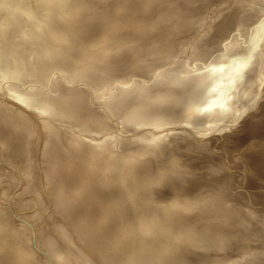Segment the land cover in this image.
<instances>
[{"label": "rangeland", "instance_id": "1", "mask_svg": "<svg viewBox=\"0 0 264 264\" xmlns=\"http://www.w3.org/2000/svg\"><path fill=\"white\" fill-rule=\"evenodd\" d=\"M25 1L21 0L18 3L19 4L18 8L21 7L20 10L25 9V4H26ZM149 1L152 2V4L145 6V4H147ZM244 1L243 0H225V1L222 0V3H221V1L218 2V0H124L123 1L124 4L122 3L124 5V6L122 5L123 8L115 10L114 7H116V5L118 4L117 0H107L106 2H104L103 5H101L96 10V12H99L101 15H109L110 13H118L121 16V20L124 21V22H122L123 24H125V23L128 24L127 22H129L128 25L125 24V26H127V28H126L127 30L124 29L125 27L124 28L119 27V29L117 28L114 30V33H118V36L120 38V40L115 39V41H113L114 38L109 39L107 33L105 34L102 30H100V27H99L100 24L98 23V20L96 18L94 20H92V17L90 15L86 16L87 12H85V11H81L82 13L76 19L75 18L73 19V17L72 18L69 17V18L65 19V21H67V25H66L64 20L62 22H58V21L54 20V23H51V24H50L51 20L47 21L48 24L45 22V24H44L45 27L42 30V29H38V25H36L38 22V19H39L38 17L35 18L36 20H34V22H29L27 19H22L21 14H19V11H17V12L12 11L11 12L10 10L5 9L6 7L12 5V4H10V2H7L6 4H4L5 7L0 8L1 9L0 15L2 14L0 16V18H3L4 16H6V13H8V15L10 16L9 20H8V22L9 21L10 22H9V24L7 23L9 26V27L7 26V29L9 32L7 35H5V36L3 35L1 37V41L5 42V43L6 42L11 43V44H9V46H11V47H14V45H17V44L19 45L21 43H25L26 42V40L24 39V36H25L24 30L25 29H21V26L22 27L25 26V28L28 29V31L26 32V35L28 37H30V40H32V41H30V40L27 41V42H29L28 43L29 48L35 46L36 44L38 45V43L40 44V42H42L41 39L44 41V45L45 44L48 45L51 43V42L49 43V41H52L51 38L54 37L53 40H55V41H53V43L55 42L57 48L58 47L61 48L63 50V52H66V54H68V56L72 55L73 57H75L77 59L76 60L77 64L79 66L83 65V66H81L82 68L91 67L90 63L91 64L100 63L102 65H106L105 63L110 62V63H112L113 69H114V70L112 69L110 71V76L112 79L111 81L115 80V78H116L115 82L113 81V83H117V81L124 79V77H127V78H125L126 80L127 79H130V80L139 79V78H141V75H142V77L145 78L143 82L145 84H149V83H152L155 81L154 80L155 76H157L156 73L160 72L159 70L162 71L165 69H172V68L173 69L184 68L183 67V66H185L184 61L187 59V58L184 59L185 57H188V59L192 60V62H194V63H198V62H200V59H204L205 57L211 58V57H213V55L218 53L219 48L223 45V43L225 41H228L229 38L234 37V35L236 34V30H237V22L236 21H238V22L241 21V23L244 22L243 24H245L247 21L246 24H249L250 20H252V18H253L252 13H250V14L248 13L249 16H251V17H247L248 14L246 15V12L250 8L254 7L256 4L251 3L249 6H247L248 8H246ZM234 2H235V4H234ZM228 5H229V8L227 7ZM222 6H223V8H225L224 11H223V9H221ZM231 6H232V8L235 6L234 7L235 9L233 10L231 8ZM226 7L228 9H226ZM236 8H237V10H236ZM242 8L247 9L246 11H244L245 15H246L244 17L240 16V13L244 10ZM219 10H221V11L219 12ZM3 11L4 12L8 11V12L4 13ZM84 15H85V17H84ZM158 15H160L159 17L164 15V16H162L164 19L161 17L163 20H161V18L157 20L158 17H156V16H158ZM232 15H233V17L236 15V17H234L235 20L232 19L233 21H231V23H229L226 27L222 28V26H223L222 24L225 23V20H228ZM130 16H132L131 19L134 18L133 20H135L137 22L134 21V23L130 24L131 22H133V20L130 19ZM227 16H229V17H227ZM151 17H153V18H151ZM241 18L243 20H241ZM80 19H82L81 20L82 25L80 23ZM86 19L87 20L90 19V21H86ZM147 19H149V20H147ZM151 19H152V21H150ZM154 19L156 20V22L153 21ZM165 19H167L168 22ZM72 21H74L76 24ZM141 21H142V23H141ZM145 21H146V23H145ZM70 22H72L73 24L72 23L70 24ZM85 22H86V24H85ZM114 22H118V20L116 19V21H114ZM147 22H149V23H147ZM59 23L61 24V27L59 26L60 28H58ZM93 23L94 24L96 23V24L94 25ZM162 23H163V25H161ZM219 23L221 25H219ZM149 24H150V26H149ZM54 25H55L56 30L54 29ZM72 25H74L75 28H72L73 27ZM75 25H77L78 31L80 29V32L82 30H83V32H81V33L79 32L80 33L79 34L77 31L75 33V30L77 28ZM208 25H210V26H208ZM66 26H68L69 30L66 28ZM161 26H163V27H161ZM89 27H91L90 29H92V30L89 31L87 29ZM207 27H209V29ZM70 28H72V29H70ZM133 28H135L136 30H133ZM181 28H183V29H181ZM32 29L33 30L37 29L39 31L36 30V33L34 35L35 31H33ZM57 29H59V30H57ZM63 29H64V31H63ZM96 29H97V31H96ZM98 29H99V31H98ZM177 29H178V31H177ZM41 30L43 31V33ZM61 30H62V32H61ZM71 30L72 31L74 30L73 31L74 33ZM143 30H145L144 33L142 32ZM31 31L33 32V36L31 34L32 33ZM44 31H46V33ZM48 31H49V33H48ZM55 31L57 34H58V32H61V36L59 37V35H57L55 33ZM51 32H53V34H51ZM64 32H66L67 34H65ZM89 32L90 33L92 32V33L89 34ZM94 32H95V34H94ZM40 33L44 34L45 37L48 36L47 39H49V40L46 41L47 39L42 38L43 35ZM72 33H73V35L74 34L77 35V37L80 35L79 41L77 40L78 38L77 39L74 38L76 36H73ZM131 33H133V35L135 34L134 37ZM13 34L17 37H15ZM62 34H64L65 36L64 35L62 36ZM68 34L71 35L72 40L69 38L70 36H67ZM83 34H84V36H83ZM216 34L218 35V37ZM18 35H20V36H18ZM87 35H88V37H87ZM120 35H122V36H120ZM226 35H227V37H225ZM12 36H14V37H12ZM39 36H41L40 37L41 39L39 38ZM49 36L50 37L52 36V37L49 38ZM94 36L98 40H96V38H94ZM99 36H101V37L99 38ZM125 36H126V38H125ZM175 36H176V38H175ZM37 37H38V40H40V41L36 40ZM67 37L69 39H66ZM81 37L83 39H85L86 44L84 42L82 43V41H84V40L83 39L81 40ZM127 37H130L131 41L133 40V42L128 41L129 38H127ZM171 37H173V39ZM14 38H15V40H14ZM87 38H89V39H87ZM136 38L138 40H136ZM214 38H216L217 40ZM34 39L36 40V42H34ZM59 39H61V40H59ZM62 39H63V41H62ZM74 39H76V40L74 41ZM93 39H95V42L97 41L96 42L97 44L95 42H93L92 45L87 44V43H90L91 41H94ZM122 39L123 40L127 39L126 41L133 44L136 48H134L133 50L132 49L126 50L125 48H127V46L124 45V43H126V41L124 42ZM166 39H168V40H166ZM56 40H59L60 42L58 41V43H56L57 42ZM69 40L72 41V44L77 45V46L75 45L76 50L73 48L74 45H72ZM203 40H205V41H203ZM37 41H38V43H37ZM64 41H65V44L62 43ZM200 41H202V42H200ZM77 42H81L82 45L80 43H77ZM103 42L105 43L106 46H108L105 48L106 49L109 48V52L111 50L110 47L115 46V45L118 46L119 43H120V45H123L125 47H123V46L121 48L118 47V49L116 47H114V48L112 47V50H114V51H111L110 55L109 54L106 55L107 51L105 52V48L101 47L104 45V44L101 45ZM109 42H114V43L117 42V43L116 44L112 43L113 45L111 46V43H109ZM161 42L163 44L162 46H161ZM173 42H175V43H173ZM182 42L184 43L183 45H182ZM159 43H160V45H159ZM41 44L43 45V42ZM55 44L51 43V45H55ZM61 44L65 48L62 47ZM78 44H80V46ZM179 44H180V46H179ZM68 45H69V48H67ZM70 45H72L73 47ZM83 45L85 47L87 46V48H88V46H90L93 49L95 48V50H93L91 48L87 49L84 47L85 49L88 50L87 51V50L83 49ZM146 45H148V46H146ZM151 45H153V46H151ZM169 45H170V47H169ZM172 45H173V47H172ZM199 45H200V47H198ZM78 46L81 49H77ZM98 46L100 48H98ZM142 46L145 48H143ZM158 46H159V48H156ZM139 48H141V49H139ZM169 48H172V49H169ZM196 48H197V50H196ZM67 49H68V51H67ZM90 49L93 50L94 52L96 51L95 56L93 54L94 52L91 51ZM101 49L103 50V54H105L104 56L106 58H104L103 54L100 52V51H102ZM77 50H79V51H77ZM167 50H169V51H167ZM170 50H172V51H170ZM183 50H185V51H183ZM90 51L93 52L92 53L93 55L91 54ZM118 51H120L121 53ZM116 52L120 53V54H118L119 56L116 55L117 54ZM85 53H87V55ZM114 53H115V55H114ZM76 54H77V56H76ZM82 54L85 56H82ZM89 54L94 56V59L91 55L89 57ZM96 54H98V58H97L98 61L95 60ZM111 54H113L114 58L111 57L112 56ZM99 55H102L101 59H100ZM172 56H173V58H172ZM91 57H92V59H91ZM119 57H120V60H119ZM82 58H83V62H82ZM89 58L91 59V62L90 63L85 62L86 65L83 64L84 60L90 61ZM109 58H110V61H108ZM111 58H112V61H111ZM165 58H167V60ZM160 59L161 60L163 59V61H161ZM139 60H140V62H138ZM155 60H157V62ZM165 60L168 62H166ZM145 61H147V62H145ZM169 61L171 63H169ZM160 62L161 63L166 62V63L171 64V65L167 67L166 63H164L165 65L162 63L163 65L160 66L161 65ZM176 62H177V66L174 64L175 67H172L173 66L172 64L176 63ZM108 63H107V66H108ZM50 66H51V68L49 69ZM50 66L48 67V69H46L43 79H39L40 81H37V78L34 79L31 76L32 79L30 77H28L29 78L28 82H25L26 84H23L22 87H20V85H21L20 80H19V82H20L19 83V82H17V79H15V78L11 79V81H10V79H8L7 82H10L12 84H14V82H16L17 84H14V85H16L17 88L20 87L21 89H24V87H26L28 84H29L28 86L35 84L34 85L35 89H37L39 87L38 89H40V91H42V92L44 89L48 90V87H50L49 89L51 90V92L54 91L53 93H50L49 90H48L49 92L48 91H44V92H46L48 94L50 93L51 95L50 94L49 95L52 97H55V96H53L55 94H56V97L59 96L60 92L67 90V89H72L74 87L75 88L76 87L77 88L83 87L81 90H79L80 92L83 93L81 98H79V100L77 102V103H80L79 106H81L82 103H84L83 105H85V106L83 107V105H82L83 109H85V108L87 109L89 106L88 109L93 108L95 110L96 109L100 110L99 107L100 108L102 107L101 104H99V103L95 104V102L100 100L99 96H101L100 92H102V91H100V89H97L98 88L97 84L95 85L94 81L89 82L86 79L84 80V78L82 79V77L81 78L79 77L78 78L79 80H76V78H75L74 79L75 81L71 80V79L67 80L68 77H64V75L63 76L61 75V77H60V74L62 72L60 73L59 71H61V69L58 71L59 68L56 69L57 68L56 66H54V65H50ZM138 67H140L141 70ZM157 68H160V69L156 70ZM51 69H52V71H51ZM125 69L129 74L131 73V75L127 74V72L124 71ZM49 70L51 73L49 72ZM53 71L56 72V75L58 73L59 76L58 75L52 76L55 74ZM114 72H115V74H118L119 72L121 74V72H122L121 76H123L124 74H126L128 76L124 75V77H121L120 74H118L120 76V77H118V75H116V76L114 75ZM144 72H146L147 74ZM49 73H50V75H49ZM143 73L145 75H143ZM112 74L114 75V77ZM150 74H151V76H150ZM1 75L2 74H0V78H1ZM104 75H107V74H104ZM108 75H109V73H108ZM108 75H107V77H108ZM146 75H149L151 78H153V77L154 78L152 80H150L151 78L146 76ZM98 76H100L99 73H98ZM45 77H46V80H45ZM54 77L58 81H55L56 79H54ZM157 77H156V80L158 79ZM162 77H165V75H163ZM61 78L62 79L65 78L63 80V82H62ZM108 78H110V77H108ZM147 78L148 79L150 78L149 79L150 82ZM53 79H54V81H53ZM59 79L61 81H59ZM44 81L45 82L47 81V83L49 82L48 83L49 86ZM73 81L75 84L76 83L77 84L75 85L73 83ZM263 81H264V77H263ZM263 81H261V86H260L261 88L258 87L257 90H255V89H253L251 91L250 90L249 91L244 90V91H246V93H244L243 89L241 91H239L237 93L238 98L235 99V101L233 102V105L235 106V108L233 109L234 111L231 112L232 114H229L230 116H228V119H226V117H225L224 120L220 122V124L218 123L219 125H217V124H216L217 126L216 125H214V126L209 125V128L211 130L214 129L212 132L210 130L208 134L206 133L204 136L195 138L194 142H193V138L190 137L191 135L189 136L191 139L189 137H187V138H185V140H183L182 137H180V139L183 142L185 141V143H187V142L195 143V144L200 143V145H201L200 148L199 147H193L192 150L194 149L193 150L194 152L191 151V149H189V150L184 149L182 151H184V152L187 151L186 153H184L185 155L180 154V155H182V158H183L182 161H184V162L186 161L185 162L186 167L191 166V164L194 163L193 167L191 166L192 170L190 172V175H191V177L193 176L192 179H193V182H195V185L191 186L192 192H190L189 197L192 200H194V198L198 199V201L194 200V202H195V204L198 203V205H196V207L198 206L199 208L197 207V208H195V210L193 209L194 211L197 210V212H193L192 210H191V212L190 211L185 212L184 210L178 211V212H182V214H184V215L186 214L185 218H186V220L189 219L190 222L188 220L187 221L185 220V221L189 222V223L192 222V225L190 224V227H192L193 229L189 228L191 230H187L188 228H184L185 226L187 227V223L184 221L186 224H183V221L178 220L176 215L173 217L164 218V222L166 220H170L171 218L174 220V221H172V219L170 220L171 221L169 223V224H171L170 226L168 224L169 221L168 222L166 221V224H168L166 226V229L168 231L170 230V232H172L171 229H173V228L170 229V227L178 225L176 228H178L180 230V232L182 231L181 234H183L185 232H186L185 234H187V236H185V234H184V239L185 238L187 239L188 236H191L187 240L189 242L186 243V245H184V247L186 249L184 247L183 248L182 247H176L177 250L173 251V249H175V247H172L171 249H169L172 252H170L168 250L164 251L162 249L163 246L162 247L159 246L162 244V243H159L160 241L157 243L154 242L156 244H154V243L151 244L152 247L150 245H147V246L144 245V248L141 249L138 246V245H141V242H140V244L138 243L140 239L146 240L148 238L147 240H151V239L158 238V237L161 238V236H162L164 243L169 242L170 240H171V242L173 241L172 239H170L173 237V236L170 237L171 236L170 232L167 233L168 235L166 237L164 234H161L162 230L160 229V227H162V229H165V227L160 226L159 229L161 231L159 229H157L158 231H156L155 234H154L155 230L153 229V227L152 228L150 227L149 228L150 230L148 228L145 229L144 231H146L147 234L144 232L145 233V234L143 233L144 235H141L140 233H138V235H136L134 233L133 234L129 233L127 240L124 242L123 250L120 252L121 254H124V252L130 253V251L132 252V250L137 249V250H139V252L141 254H143L145 256H148V255L153 256V254H152L153 250L155 251L157 249L153 253L158 254L161 251H163L164 253L161 252V254L163 253V257L166 256L165 254L170 255L171 258L173 256L174 259L172 258V260H173L172 264H181V263L182 264H213V263L214 264H238V263L239 264H264V211H263L264 210V85L262 84ZM30 82H31V84H30ZM37 82L40 83V86H39V84H37ZM43 82H44V84H43ZM51 82H53V85H56V87L54 86L55 88L53 87V85L50 86ZM55 82L58 83L59 85H57ZM65 82L67 84L64 85ZM41 83L43 84L44 89L42 88ZM88 83H91V84L94 83V84L88 85ZM246 83L248 85L253 86V87H254V85L256 86L255 81H249ZM84 85H86V86H84ZM0 87H2V88H0V91H2V89L4 87L1 84H0ZM45 87H47V88H45ZM64 87H65V89H64ZM68 87H71V88H68ZM87 87H89L90 89ZM93 88H95V90H97L98 94L96 92H94L95 90ZM60 89H61V91H60ZM85 89L87 90V93H86V91L83 92V90H85ZM55 90L56 91L58 90L59 92H55ZM241 92H243L245 95ZM94 93H96V94H94ZM92 96H94L93 99H92ZM97 96H98L99 100L96 98ZM9 97L10 98H8V96H5L2 93H0V221L2 222L5 219V221H4L5 226L2 227L3 229H0V236H1L0 237V245L2 243V245L0 246V264H14L15 262L17 264H19V263L20 264H33V263L34 264L35 263L36 264H48V263L49 264H78V263L79 264H85V263L86 264H109V263L110 264H116V263H114L113 260L110 259L111 257L109 258V256H107V252L109 251V249L111 247V243L108 240L110 239L111 235L114 234V231H115V229H112V226H110V224H115V223L119 222L120 224L123 225V223L129 222L128 223L129 225L127 224V226H131V219L132 218H133L132 220L136 219L135 214L131 213L129 211L130 213L127 214V216H124V215H122V212L120 213V210L115 211V209H113L111 207L108 208V205H109L108 204V202H109L108 197H105L104 200L100 201L98 204L94 202L93 206L91 204L88 207H87L86 203H84L85 200H83V199H85V197L84 198L83 197H81V198L80 197H74L73 198L74 201L71 203V206L73 207L72 211L71 212L70 211L64 212L62 203L59 206H55V204H54V203H56V200H60L61 196L62 197L64 195L66 196V194L68 195V193H66L67 188H65L66 190H64L63 188L59 187L60 183H61L60 186H62L64 184V179H62V178L58 179L59 178L58 173L57 172L54 173L53 170H50V169H52L50 166H48V165L46 166V163H44V162L42 163V156L48 152L46 149L47 148L46 144L49 142L50 138L52 137L50 132L46 133V129L45 130L43 129V127H45V125H47V127H48L50 124V123L47 124L46 123L47 121L45 122V119H47L48 121H51L53 124H51L50 126H53L54 128L57 127L56 128L57 131L61 127V129L63 131H61V129H60V131H58L59 133H57V135L58 134L59 135L62 134V135L61 136L54 135L53 139L52 138L51 139L56 144L60 143V144H58L60 146H62V144H64V148L66 147V149H68V146H69V144H67V143H69L72 140V138H73V140H79V142H81L80 144H83L84 142L89 141V140L93 141L95 139V136L97 138V137L102 136V135L98 132H97V134H98L97 135L95 133V131L92 132V130H94V129L90 130L91 128L88 129V133H87L86 128L75 125L74 123H71V126H73V128H72L70 126V122H65L63 120L60 121L59 119L52 116L51 114L44 112L48 115V117H47V115L44 114L42 111L40 112V110L38 109L39 107H37L36 103L33 102L32 100H27L26 102L25 101L20 102L16 99L14 100L11 96H9ZM80 100H82V101L85 100V102L83 101L81 103ZM88 101H90L91 104L93 102V105L95 104L96 106L95 105H94V107H93V105L90 106L91 104ZM32 102L35 103V105ZM29 104H30V106H33V108L30 107ZM130 106H131V104H130ZM130 106H128V107H130ZM36 108L39 110V113H38V110ZM31 109H33L32 112H30ZM34 109H36V110H34ZM12 110H15V112L18 115L11 116L10 115L11 113L9 111H12ZM36 113H37V115H36ZM33 114H35V115H33ZM43 117H44V119H43ZM49 117H51V118L49 119ZM116 118H117V115H116ZM116 118L114 116V119L111 121L110 124L116 123L115 122ZM118 118H120V116H118ZM118 118H117V120H118ZM38 119L41 120V122H43L44 125L43 124L41 125V122H39ZM55 120H56V122H55ZM20 121L23 122L22 125L20 124L21 123ZM59 121H60V123H59ZM108 122H110V120ZM61 123H64L65 125H63ZM66 123L67 124L69 123V125H67ZM182 124H183V122H180V121L174 122V125H176V127L180 128V129L185 127ZM40 125L43 127H40ZM174 125H168V126H170V128H168V126L167 127L164 126V127H162L163 129L161 128L158 130L161 131L160 134H164L165 131L167 133L168 132L172 133V132H175V130L177 129V128H175V130H174L172 128V126H174ZM220 125H221V127L222 126L223 127L221 128ZM75 126H76L77 130L75 129ZM37 127H38V129H37ZM214 127L218 128L219 131L216 130V128H214ZM41 128L43 129V131ZM143 129H140L137 132L135 131V133H133V134L139 133V131L141 133L143 131ZM164 129H165V131H164ZM167 129H169V130H167ZM185 129H187V128H185ZM64 130H66V131H64ZM69 130L72 133L71 135H70ZM187 131H190V130H187ZM63 132L65 134H63ZM79 132L80 133L84 132V133L80 134ZM86 133H87V135H85ZM91 133H92V135H91ZM66 134L69 135V140H68V136H66L67 138L65 139L64 135H66ZM94 134H95V136H93ZM127 134L128 133H126L125 135L126 136H129L130 134L132 135V133H129L128 135ZM73 135H75V136H73ZM90 135H91V137H87ZM62 136L64 137L65 142L61 138ZM92 136H93V138H92ZM167 137H168L167 135H163L162 139L165 141L166 139H168ZM54 138H55V140H54ZM56 138H57V142H56ZM81 138L84 139L85 141H83V140L80 141ZM202 138H204V139H202ZM47 139H48V141H47ZM59 139L63 142H60ZM196 139L197 140L199 139V141H197ZM190 140L192 142H190ZM189 143H187V144H189ZM43 145H45V146H43ZM44 147H46V148H44ZM197 150H198V152H197ZM40 153H42V156L40 155ZM189 153H191V154H189ZM187 154H189V155L187 156ZM201 156H204L205 158H203ZM200 157L202 158V160L200 159ZM39 158H41V159H39ZM165 158L166 157H164L163 159H165ZM21 159L23 162L20 161ZM193 160H195V162H193ZM199 160L201 163H199ZM22 163H24V166ZM186 164H188V165H186ZM199 164L201 166L202 165H204V166L201 168V166ZM196 166H198L197 170H196ZM26 167H29V169ZM199 168H201V169H199ZM210 168H213L214 170H212ZM204 169H207V170H204ZM197 172H199L200 175ZM207 172H208V174H205ZM221 174H223V175H221ZM72 176H73V178L76 177L77 179L80 177V175H77V173L75 175L73 174ZM77 176H79V177H77ZM204 176H206V178H204ZM207 176H209V177H207ZM217 176L218 177L220 176V178H218ZM226 176H227V180H226ZM196 177H197V179H196ZM73 178L71 177V181L73 182L74 185H77L76 183L80 182V179L78 181V180H74ZM213 178H215V179L217 178L216 181ZM59 180H61L62 182L61 181L59 182ZM197 180L200 181V183L202 185L198 184ZM203 180H205V182ZM217 180H218V182H217ZM210 183H213V184L215 183V184L214 185L212 184V186H213L212 187L210 185ZM215 185H216V187H215ZM200 186H201V188H200ZM204 187H205V189H204ZM194 188H196V189L194 190ZM215 188H216V190H215ZM199 189H201V190H199ZM86 190H88L87 193L90 192V190L88 188L84 189L85 192H86ZM245 192H246L247 196L245 195V197H243ZM248 192H250V194ZM228 194L231 196L234 195V197L236 199L233 196L232 197L227 196ZM235 194L237 197L235 196ZM166 196L170 197L168 194H165V196H164L165 199H168ZM239 196H242V197H239ZM233 198H234V200H233ZM92 199L97 202L99 200V196L94 195V197H92ZM227 199L229 201L231 200L230 201L231 203L229 201H227ZM245 199H246V201H245ZM222 200H225L228 203V206H227V203L225 206V202H223L224 205L221 206ZM207 201L209 203H206ZM199 203L200 204L203 203L202 204L203 206L201 205L202 207H200ZM204 203H206L207 206ZM210 203L212 205H214L217 209H213L215 207L210 205ZM235 203H238V204H235ZM104 204H108V205L105 206ZM220 206L223 207L222 210L219 209V208H221ZM91 207H95V208L91 209ZM201 208H202V210H201ZM153 212H151V213L153 214ZM116 214H118V216H116ZM152 214H150L149 217L152 216ZM128 215H131L132 218L131 217L129 218ZM142 215H145V212ZM27 216H28V218H26ZM23 217H25L26 220H23L24 219ZM101 217H103V218L106 217L105 221L107 223H101V222L99 223V219ZM126 217H127V219H130V220H127ZM152 217H154V215ZM174 217H176V218H174ZM168 218H170V219H168ZM226 218H228V219H226ZM150 219H151V217H150ZM27 220H29L28 224L30 226L27 223L23 222V221H27ZM74 221L76 224L74 223ZM79 221L82 222L81 225H83L84 227L83 226L81 227L79 225L80 224ZM85 222H87V223H85ZM172 222H174L176 225H174V223L172 224ZM178 222H179V224H177ZM214 222H215V224H214ZM108 224H109V226H108ZM79 227H81V228L78 230ZM16 228H22V229L16 230ZM82 228H83V230L80 232V230ZM195 228H197V229H195ZM174 230H175V227H174ZM203 230H205V231H203ZM86 231L88 233V234H86V236L88 235L87 236L88 239L90 238L89 240L92 239L91 242L92 241L94 242V243L92 242V244H93L92 246L94 247V251L86 249L88 247L85 245V238H83V235H81V234H84V232L86 233ZM32 232H33V237H32L33 239L30 238L32 235ZM158 232L161 235L158 234ZM197 232L198 233L201 232L200 233L201 235L199 237H198V234H196ZM202 232H205V233L207 232L205 237H204L205 233H202ZM227 232H230V233H227ZM107 233H109V234H107ZM193 235H196V238ZM244 235L245 236L247 235V236L245 237ZM80 236H82V237L80 238ZM221 236L223 239V240L221 239L222 241H220ZM239 236H241V237H239ZM254 236H256V237H254ZM164 237H165V240H164ZM200 238H202L203 241ZM6 239H8L9 242ZM2 240L5 241L4 242L5 244L2 242ZM133 241H134L135 245L133 244ZM100 244L102 246L101 250L99 249L100 246H98ZM132 245H134V246H132ZM153 245L155 246L156 249L154 248ZM131 246H132V250L130 248ZM148 247L149 248L151 247V250ZM20 248H21V250H20ZM24 248H25V250H24ZM96 248H98L100 253L99 252L97 253L98 250L96 251L95 250ZM217 248H219V249L217 250ZM144 249H146V250H144ZM183 249H184V251H183ZM26 250H30L31 253L34 251L32 253V255L34 256L33 259L30 260L26 257V255L24 254ZM192 250H193V253H192ZM17 252L19 254H17ZM146 252H147V254L148 253L149 254L148 255L145 254ZM62 253H64V254L62 255ZM201 253L202 254L204 253L205 255L204 254L202 255ZM21 256H22V258H21ZM192 256L194 257V259ZM23 257H25L26 259L25 258L23 259ZM81 257L83 260L81 259ZM175 257H176V259H175ZM63 259H64V261H63ZM79 259H81V260H79ZM106 261H108V262H106ZM185 262H187V263H185Z\"/></svg>", "mask_w": 264, "mask_h": 264}, {"label": "bare ground", "instance_id": "2", "mask_svg": "<svg viewBox=\"0 0 264 264\" xmlns=\"http://www.w3.org/2000/svg\"><path fill=\"white\" fill-rule=\"evenodd\" d=\"M20 1L19 0H8V1L7 0H0V8L5 7L4 4H6L7 2H10V4H12V5L6 7L5 9L10 10L11 12L12 11H16V12L19 11V14H21L22 19H27L29 22H34V20H36L35 18L38 17L39 19L37 18L38 22L36 24V25H38V29L43 30V28L45 27L44 26L45 22L47 23V21H50V20L51 21L53 20L52 22L50 21V24H51V23H54V20H56L58 22H62L63 20L65 21V19H67L69 17L70 18L73 17V19L74 18L76 19L82 13L81 11L87 12L86 16L90 15L92 17V20H94L96 18L98 20V23L100 24V26H99L100 30H102L105 34L107 33L109 39L114 38L113 41H115V39L120 40L118 33H114L115 29H117V28L119 29V27H123V28L125 27L124 29L127 28V26H125L126 23L125 24L122 23L124 21L121 20V16L118 13H110L109 15H101L99 12H96V10L101 5H103L104 2H106L107 0H26V1L24 0L26 3L24 10H20L21 7L18 8V5H19L18 3ZM123 1L124 0H117L118 4L116 5V7H114V9L116 10V9L123 8L122 7V5L124 4ZM220 1L222 3V0H220ZM220 1L218 0V2H220ZM244 2L246 5V8H248L247 6H249L251 3L256 4L254 7L250 8L246 12V15L248 13L249 14L252 13V17H253L252 20H250L249 24H246L247 23V21H246V23H245L246 25L243 24L244 22L241 23L240 20H239L240 22L236 21L237 22L236 34L234 35V37H231L229 39L227 38L228 41H225L223 43V45L219 48L218 53L213 55V57H211V58L205 57L204 59H200V62H198V63H194V62H192V60L188 59V57H185L184 59L187 58L184 61L185 66L182 65L184 68H180V69L178 67H177L178 69L172 68V67H175V65L177 66V62L172 64L173 65L171 67L172 69H165L164 68L165 70L161 71V70H159L160 68H157L156 70L160 71V72L156 73V75L158 77L155 76V79H154L155 81L152 83H149V84H145L143 82L145 78L142 77V75H141V78H139V79L133 78L134 80H130V79L126 80L125 78H127V77H124V75L128 76V75L124 74L125 72H127L126 69L124 70L125 72L123 73L124 74L123 76H121L123 71L121 72V74H120V72L119 73L117 72L118 74H120L121 77H124L125 80L122 79V80L117 81V83H113V81L115 82L116 78H115V80L111 81L112 79L110 76V71L113 69L112 63L107 62L108 66H107V63H105V62L104 63L106 65H102L100 63L91 64L90 63L91 59H92V57L94 59L96 51L94 52L93 50H95V48L93 49L90 46H88V48L93 49V50H91V49L90 50L93 51L94 53L91 51L90 52H91V54L93 53L94 56H92L93 54L92 55L89 54V57H90V55L92 56L91 59L89 58L90 61L84 60V63H83V64H85V62H89L91 67H88V68H82L81 66H83V65L79 66L77 64V61H76L77 59L75 57H73L72 55L68 56V54H66V52H63V50L61 48H59V47L57 48L55 42L53 43V41H55V40H53L54 37H52V36H51L52 38L49 36V38H51V40H52V41H49V43L51 42L52 44H55V45H51V43H50L48 45L45 44L46 45L45 46L44 41L40 38L41 36H39V38L43 42V45L41 44L42 42H40L41 45L38 43V41H40V40H38V37H37L36 40H38L37 41L38 45L37 44L35 46L32 45L33 47L29 48V46H28L29 42H27V41L30 40V37H28L26 35V32L28 31V29H26L25 26H23V27L21 26V29H25L24 30V35H25L24 39L26 40L27 43L25 42V43H21L19 45L18 44L14 45V47H11V46H9V44H11V43H9V42L5 43V42L1 41V37L3 35L4 36L7 35L9 32L7 29V26L10 22V21L8 22L10 16L8 15V13H6L8 11H6V12L3 11L4 13H6V16H4L3 18H0V74H2L1 78H0V84L4 88L2 89V91H0V93H2L5 96H8V98H10L9 96H11L14 100L16 99L20 102L21 101L26 102L27 100H32L33 102L36 103V106L39 107L38 109L40 110V112L42 111L43 113L44 112L49 113L52 116L59 119L60 121L63 120L65 122H70V126H71V123H74L75 125L86 128L87 133H88V129L91 128L90 130L94 129V130H92V132L95 131L96 134L98 132L102 135V136H99L96 138V136L94 134L93 136H95V139L94 140L92 139L93 141L89 140V141L84 142L83 144H80L81 142H79V140H73V138H72V140L69 143H67V144H69V146H68V149H66V147L64 148V144H62V146H63L62 147V146L58 145L60 143L56 144L55 142L52 141L54 135H56V136L59 135V134L57 135V133H59L58 131H60L61 127H60V129L58 128L59 130L57 131L56 130L57 127L55 125L54 126L56 128H54L53 126H50L53 123L51 121H48L47 119H45V122L47 121L46 122L47 124L50 123L48 127H47V125H45V127H46L45 128V127L41 126L43 124V122H41V120L38 119L39 122H41L40 127H43L44 130L46 129V133L50 132V134L52 136L51 137L49 135L52 139L50 138L49 142L46 144L47 148L44 147L47 149L48 152L45 153V155H43V156H42V153H40V155L42 156V163L44 162V163H46V166L47 165L50 166L52 169H50V168L49 169L53 170L54 173L57 172L59 175L58 179H60V178L64 179V184L62 183L63 185L60 186L61 185V183H60L59 187L63 188L64 190H66L65 188H67L66 193H68V195L66 194V196L65 195L63 197L61 196L60 200H56V203H54L55 206H59L62 203L63 211L64 212H68V211L71 212L73 209V207L71 206V203L74 201L73 200L74 197H80V198L85 197V199H83V200H85L84 203H86L87 207L91 204L93 206L94 202L98 204L100 201H103L105 197H108V199H109L108 204L109 205L104 204L105 206L108 205V208L111 207V208L115 209V211L120 210V213L122 212V215H124V216H127V214H129L130 212L135 214V216H136L135 220H132L133 218L131 217V215H128L129 218L130 217L132 218L131 219V226H127V224L129 222L123 223V225L120 224L119 222H117L115 224H110V226H112V229H115V231H114V234H112L110 239L108 240L111 243V247H110L109 251L107 252V256H109V258L111 257L110 259L113 260L114 263H116V264H172L173 263L172 262L173 256L171 255L172 256V258H171L170 255L165 254L166 256L163 257V253H164L163 251H161V252H163L162 254H161V252L158 254L153 253L157 250L154 245L153 246L156 250L155 251L153 250V252H152L153 256L148 255L149 253L147 254V252L145 254H147L148 256H145V255L141 254L139 252V250H137V249L132 250V246L135 245L134 241H133L134 245H132L130 247L132 252L131 251H130V253L127 252L128 254L126 252H124V254H121L120 252L123 250L124 242L127 240L129 233H131V234L134 233L136 235H138V233H140L141 235H144L146 233V231H144L145 229H147V228L149 229L150 227L151 228L153 227V229L155 230V232H154V234H155L156 231H158L157 229H159L160 226H164L165 229H162V227H160V229L162 230L161 234H164L166 237L168 235L167 233L170 232V230L168 231L166 229V226L171 222L170 220L172 219V218L171 219L168 218L170 220H166L167 222L169 221L168 224H166V221L164 222V218H166V217H173L176 215L178 220L183 221V224L187 223V227L184 225L185 226L184 228H188L187 230L193 229L192 227H190V224L192 225V222L189 223L190 222L189 219H187L189 222H186L187 221L185 218L186 214L184 215V214H182V212H178V211L184 210L185 212L186 211L191 212V210H192L193 212H197V210L196 211H194V210H195V208L198 207V206L196 207V205H198V203L195 204L194 200L198 201V199L194 198V200H192L189 197L190 192H192L191 186L195 185V182H193V179H192L193 176L191 177V175H190V172L192 170L191 166L193 167L194 163L191 164V166L186 167L185 166L186 161L185 162L182 161L183 158H182V155H180V154H184L187 152V151H185V152L182 151L184 149L185 150L191 149V151H193L194 150V149L192 150L193 147H199L200 148L201 145H200V143L195 144V143H189V142H187V143H189V144H187V143H185V141L183 142L180 139V137H182V139L185 140V138H187L191 135L190 137L193 138V142H194L195 138L204 136L206 133L208 134L209 131L211 130L209 128V125H211V126H214L216 124L219 125L220 122L223 121L225 117H226V119H228V116H230L229 114H232L231 112L234 111L233 109L235 108V106L233 105V102L235 101V99L238 98L237 93L239 91H241L242 89H243V91L244 90H248V91L250 90L251 91L253 89L257 90L258 87L261 86V81H263V77H264V0H247V1L245 0ZM150 4H152V2L149 1L147 4H145V6L150 5ZM234 4H235V2H234ZM229 5L227 6L228 8H229ZM227 7H226V9H228ZM234 7L232 8V6H231V8L233 10L235 9ZM221 9H223V11H224L225 8H223V6H222ZM242 9H244V8H242ZM236 10H237V8H236ZM246 10L247 9H244L240 13V16H243V17L246 16L245 12H244ZM220 11L221 10H219V12ZM249 14L247 15V17H251V16H249ZM159 16L160 15L156 16V17H158L157 20L160 19L164 15H162L161 17H159ZM84 17H85V15H84ZM131 17L132 16H130V19H131ZM227 17H229V16H227ZM234 17H236V15ZM234 17L232 15L229 19L227 18L228 20H225V23L222 24L223 25L222 28L226 27L229 23H231V21L235 20ZM151 18H153V17H151ZM162 18H161V20L164 19V18L163 19ZM82 19H80V23H81ZM116 19L118 20V22H114V21H116ZM133 19L134 18H132L131 20H133ZM147 20H149V19H147ZM165 20L167 21V19H165ZM241 20H243V19L241 18ZM86 21H90V19L89 20L86 19ZM134 21L135 20H133V22H131L130 24L134 23ZM150 21H152V19ZM153 21L156 22L155 19ZM72 22H74V21H72ZM72 22H70V24ZM135 22H137V21H135ZM65 23L67 25V21H65ZM127 23L129 24V22H127ZM141 23H142V21H141ZM145 23H146V21H145ZM147 23H149V22H147ZM85 24H86V22H85ZM128 24H126V25H128ZM150 24H149V26H150ZM81 25H82V23H81ZM161 25H163V23ZM219 25H221V24L219 23ZM59 26L61 27L60 23L58 25V28H60ZM72 26H71L72 28H75L74 25H72ZM75 26L77 27V25H75ZM208 26H210V25H208ZM91 27H89L87 29L90 31V30H92V29H90ZM161 27H163V26H161ZM66 28L68 29V26H66ZM72 28H70V29H72ZM135 28H133V30H136ZM207 28L209 29V27H207ZM54 29H55V25H54ZM77 29H78V27L76 28L75 33L78 31ZM181 29H183V28H181ZM36 30L37 29L33 30V31H35L34 35L36 33ZM57 30H59V29H57ZM37 31H39V30H37ZM49 31H48V33H49ZM63 31H64V29H63ZM96 31H97V29H96ZM98 31H99V29H98ZM144 31L145 30H143L142 32L144 33ZM177 31H178V29H177ZM44 32L46 33V31H44ZM53 32H51V34H53ZM61 32H62V30H61ZM61 32H58V34H57L55 31V33L57 35H59V37L61 36ZM66 32H64V33L67 34ZM79 32H80V29H79L78 33ZM81 32H83V30ZM95 32H94V34H95ZM42 33H43V31H42ZM42 33H40V34H42ZM73 33H72V35H73ZM91 33L89 32V34H91ZM31 34L33 36V32ZM131 34L133 35V33H131ZM42 35H43L42 38H45V39L48 38V36L45 37L44 34H42ZM63 35L64 34H62V36ZM134 35H133V37H134ZM14 36H12V37H14ZM18 36H20V35H18ZM67 36H70L69 37L70 39L72 38L70 34H68ZM73 36H76L74 38H76V39L78 38L77 40L79 41L80 35L77 37V35L74 34ZM83 36H84V34H83ZM95 36H94V38H96ZM120 36H122V35H120ZM126 36H125V38H126ZM15 37H17V36H15ZM82 37H81V40L83 39ZM87 37H88V35H87ZM100 37L101 36H99V38ZM217 37H218V35H217ZM225 37H227V35ZM69 38L67 37L66 39H69ZM127 38L130 39V37H127ZM171 38L173 39V37H171ZM175 38H176V36H175ZM76 39H74V41ZM87 39H89V38H87ZM129 39H128V41L133 42V40L131 41V39L130 40ZM214 39H216V38H214ZM14 40H15V38H14ZM36 40L34 39V42H36ZM48 40L49 39H47L46 41H48ZM59 40H61V39H59ZM59 40H56L57 41L56 43H58ZM83 40L84 41H82V43L83 42L85 43V39H83ZM93 40L94 41H91V42L89 41L90 43H87V44L92 45V43L95 42V39H93ZM96 40H98V39L96 38ZM126 40L127 39H125L123 41L125 42ZM136 40H138V39L136 38ZM166 40H168V39H166ZM30 41H32V40H30ZM62 41H63V39H62ZM203 41H205V40H203ZM70 42L72 44V41H70ZM130 42L126 41V43H124V45L127 46V48H125L126 50L127 49L133 50L134 48H136ZM200 42H202V41H200ZM62 43L65 44V41ZM77 43L81 44V42H77ZM109 43H111V46H112L113 45L112 43H114V42H109ZM116 43H114V44H116ZM173 43H175V42H173ZM80 44H78V45L80 46ZM103 44L105 45L104 42L101 45H103ZM183 44L184 43L182 42V45ZM72 45H74V44H72ZM72 45H70V46H72ZM75 45H74V47L73 46L72 47L76 50L77 45L76 46ZM104 45L101 47H104V48L108 47V46H106V45L104 46ZM119 45H120V43H119ZM119 45L118 46L115 45L112 47L113 48L116 47L118 49V47L121 48L123 46V45H120V46ZM153 45H151V46H153ZM159 45H160V43H159ZM162 45L163 44L161 42V46ZM61 46H62V44H61ZM79 46L77 47V49H81ZM146 46H148V45H146ZM179 46H180V44H179ZM62 47H64V46H62ZM84 47L85 46L83 45V49L87 48V46L85 48ZM112 47H110L111 48L110 52H109V48H107V49L105 48V52L107 51L106 55L107 54L110 55L111 51H114V50H112ZM123 47H125V46H123ZM169 47H170V45H169ZM172 47H173V45H172ZM198 47H200V45ZM67 48H69V45ZM98 48H100V47L98 46ZM141 48H139V49H141ZM143 48H145V47H143ZM156 48H159V46ZM87 49H85V50H87ZM169 49H172V48H169ZM185 50H183V51H185ZM196 50H197V48H196ZM67 51H68V49H67ZM77 51H79V50H77ZM167 51H169V50H167ZM170 51H172V50H170ZM100 52L103 54V50ZM118 52H120V51H118ZM120 53H117L116 55H118ZM77 54H76V56H77ZM85 54L87 55V53H85ZM104 55L105 54H103V56ZM111 55H112L111 57L114 58L113 54H111ZM114 55H115V53H114ZM82 56H85V55L82 54ZM99 56L101 59L102 55H99ZM120 57H119V60H120ZM97 58H98V54H96L95 60H97ZM104 58H106V57L104 56ZM112 58H111V61H112ZM172 58H173V56H172ZM165 59L167 60V58H165ZM108 61H110V58ZM155 61L157 62V60H155ZM161 61H163V59ZM170 61H169V63L172 62V61L171 62ZM82 62H83V58H82ZM138 62H140V60ZM145 62H147V61H145ZM166 62H168V61H166ZM166 62H164V63H166ZM162 63L160 66H162L164 64V63L163 64ZM166 64H167V67L171 65L168 63H166ZM50 65L56 66L57 67L56 69L59 68L58 71L61 69V71H59L60 73L62 72L61 74L59 73L60 77H61V75L62 76L64 75V77H68L67 80L68 79L74 80L75 78H76V80H79L78 78L82 77V79L84 78V80L86 79L89 82L94 81L95 85L97 84V87H98L97 89H100V91H102V92H100L98 90L101 93V96H99L100 100L98 99V96H97L96 98L99 101L95 102V104L96 103L101 104L102 107L101 108L99 107L100 110H98V109L95 110L93 108L88 109L89 106L87 109L86 108L83 109L82 105L84 103H82V102L83 101L85 102V100H83V101L80 100L82 105L79 106L80 103H77V102L83 94L79 90H81L83 87H80V88L76 87L75 88L73 86L74 88L67 89V90H64L65 89V87H64V89H63L64 91L60 92L59 96L56 97V94L53 95L56 98L50 96L51 95L50 93L54 92V91L51 92V90L49 89L50 87H48V90L50 91V93H49L50 95L48 93L44 92V91H48L47 89L45 90L43 88V84L45 81L43 82V84L41 83L42 84L41 86L44 89V90L42 89L43 92L40 91V89H38L39 88L38 86H37L38 88L36 87L37 89H35V86H34L35 84L34 85L32 84L33 86L32 85L28 86L29 85L28 84L26 87H24V89L20 88V87H22L23 84H26L25 82H28V79H29L28 77L31 78V76H32L34 79L37 78V81H40L39 79H43V77L45 75V71H46V69H48V67ZM50 68H51V66L49 67V69ZM138 68L140 69V67H138ZM51 71H52V69H51ZM55 71H53L55 74L52 72L54 74L52 76L56 75ZM49 72H50V70H49ZM146 72H144V73H146ZM50 73H49V75H50ZM98 73L100 74V76H98ZM108 73H109V75H108ZM144 73H143V75H145ZM104 74H107L108 77H110V78H108L107 75H104ZM118 74H115V72H114L115 76ZM127 74H129V73L127 72ZM57 75H58V73H57ZM114 75H113V77H114ZM129 75H131V73ZM161 75L162 76L165 75V77H162ZM120 76L118 75V77H120ZM146 76L150 77L151 74H150V76L149 75H146ZM156 77L158 78L157 80H156ZM13 78L17 79V82H19V80H20V82H21V83L19 82L21 84L20 87L17 88L16 85H14V84H17L16 82H14V84L7 82L8 79H10V81H11V79H13ZM153 78H151L150 80H152ZM162 78L163 79L165 78V79L163 80ZM54 79H56V78L54 77ZM54 79H53V81H54ZM64 79H62V82ZM45 80H46V77H45ZM150 80H149V82H150ZM55 81H58V80L56 79ZM59 81H61V80L59 79ZM74 81H73V83H74ZM249 81H255L256 86L254 85V87H253L251 85H248L246 82H249ZM66 82L64 83V85L67 84ZM263 82H262V84L264 85ZM45 83H47V81ZM51 83H50V86L53 85V82H51ZM94 83H92V84L88 83V85L89 84L93 85ZM30 84H31V82H30ZM37 84H39V86H40L39 82H37ZM56 84L59 85L58 83H56ZM86 85H84V86H86ZM48 86H49V84H48ZM54 86L56 87V85H53V87ZM0 88H2V87H0ZM45 88H47V87H45ZM68 88H71V87H68ZM87 88H89V87H87ZM93 89L95 90V88H93ZM60 91H61V89H60ZM84 91H86V93H87L86 89L83 90V92ZM55 92H59V91L55 90ZM94 92L97 93V90H95ZM96 93H94V94H96ZM241 93H243V92H241ZM244 93H246V91H244ZM93 97L94 96H92V99H93ZM88 102L90 103V101H88ZM35 103H33V104L35 105ZM130 104H131V106H130ZM92 105H93V102L90 106H92ZM94 105H93V107H94ZM29 106H30V104H29ZM84 106L85 105H83V107ZM128 106H130V107H128ZM30 107L33 108V106H30ZM36 109H34V110H36ZM32 110L33 109H31L30 112H32ZM39 110H38V113H39ZM9 112L11 113L10 114L11 116L18 115L15 112V110H12ZM46 113H44V114H46ZM33 115H35V114H33ZM36 115H37V113H36ZM116 115H117V118H118V116H120V118H118V120L116 118ZM114 116L116 118V121H115L116 123L110 124L111 121L114 119ZM47 117H48V115H47ZM50 118L51 117H49V119ZM43 119H44V117H43ZM109 120H110V122H108ZM60 121H59V123H60ZM175 121L183 122L182 125H184L185 127L183 126L184 128H181V129L176 127L177 124L175 123L176 125H174ZM20 122H21L20 124L22 125L23 122L22 121H20ZM55 122H56V120H55ZM61 124L65 125L64 123H61ZM67 125H69V123ZM168 125H174L175 127L172 126V128L174 130H175V128H177L175 130V132H172V133L168 132L167 133L164 129V131H165L164 134H160L161 131H159L158 129H161L164 126L167 127ZM71 127L73 128V126H71ZM220 127H221V125H220ZM168 128H170V126H168ZM185 128H187V129H185ZM214 128H216V127H214ZM37 129H38V127H37ZM43 129H42V131H43ZM75 129H76V126H75ZM140 129H143V131L141 133L139 131V133L133 134V133H135V131L137 132ZM167 130H169V129H167ZM187 130H190V131H187ZM213 130H211V132ZM216 130H218V128H216ZM61 131H63V130L61 129ZM64 131H66V130H64ZM69 132H70V130H69ZM84 132H82V133H84ZM82 133H80V134H82ZM87 133L85 135H87ZM126 133H128V134L132 133V135L130 134L129 136H126L125 135ZM63 134H65V133L63 132ZM68 134L64 135V137L66 139L67 138L66 136H68V140H69ZM71 134L72 133L70 132V135ZM61 135H59V136H61ZM91 135H92V133H91ZM91 135L87 136V137H91ZM163 135L168 136L167 137L168 139H166L167 141L166 140L164 141L162 139ZM73 136H75V135H73ZM93 136H92V138H93ZM64 137L63 136L61 137L63 139V141L65 140ZM57 138H56V142H57ZM48 139H47V141H48ZM202 139H204V138H202ZM54 140H55V138H54ZM81 140L85 141L82 138L80 139V141ZM63 141L60 140V142H63ZM197 141H199V139ZM190 142H192V141L190 140ZM43 146H45V145H43ZM197 152H198V150H197ZM189 154H191V153H189ZM189 154H187V156ZM164 157H166L167 159L166 158H165L166 160L163 159ZM201 157L205 158L204 156H201ZM201 157H200V159L202 160ZM39 159H41V158H39ZM195 160H193V162H195ZM20 161H22V159ZM199 163H201L200 160H199ZM22 164L24 166V163H22ZM186 165H188V164H186ZM203 166L204 165H202L201 168ZM197 167L198 166H196V170H197ZM26 168L29 169V167H26ZM201 168H199V169H201ZM210 169L214 170L213 168H210ZM204 170H207V169H204ZM76 173H77V175H80V177L77 176V177H79L78 179L76 177H75L76 178L75 179L72 176L73 174L75 175ZM197 173H199V172H197ZM205 174H208V172ZM199 175H200V173H199ZM221 175H223V174H221ZM227 176H226V180H227ZM71 177L74 180H78V181L80 179V182H77L76 183L77 185H74L73 182L71 181ZM207 177H209V176H207ZM204 178H206V176H204ZM218 178H220V176ZM196 179H197V177H196ZM213 179H215V178H213ZM216 179H215V181H216ZM60 181L61 180H59V182ZM203 181L205 182V180H203ZM217 182H218V180H217ZM198 184H201L200 181H198ZM212 184L213 183H210L211 186H212ZM215 187H216V185H215ZM86 188H88L90 190L89 193H87L88 190H86V192L84 191V189H86ZM200 188H201V186H200ZM195 189L196 188H194V190ZM204 189H205V187H204ZM199 190H201V189H199ZM215 190H216V188H215ZM248 193L250 194V192H248ZM165 194H168L170 197L166 196L168 199H165L164 198ZM236 194H235V196H236ZM94 195L99 196V200L97 202L92 199V197H94ZM245 195H246V192H245L243 197H245ZM227 196H230V197L233 196L234 197V195L231 196L229 194ZM239 197H242V196H239ZM234 198H233V200H234ZM227 201H229V200L227 199ZM245 201H246V199H245ZM223 202H225V206H226L227 202L225 200H222V203ZM206 203H209V202L207 201ZM206 203H204V204L206 205ZM222 203H221V206L224 205V203L223 204ZM202 204L203 203L200 204V207L203 206ZM235 204H238V203H235ZM210 205H212V204L210 203ZM212 206L215 207L214 205H212ZM227 206H228V203H227ZM92 208L94 209L95 207H91V209ZM222 208L223 207H221L219 209L222 210ZM213 209H217V208L215 207ZM201 210H202V208H201ZM144 212H145V215H142ZM151 212H153V214ZM150 214H152V216L154 215V217L150 216L151 219L149 217ZM116 216H118V214H116ZM176 217H174V218H176ZM23 218H24L23 220H26L25 217H23ZM26 218H28V216ZM105 219H106V217L105 218L101 217L99 219V223L100 222L101 223H107L105 221ZM126 219H127V217H126ZM226 219H228V218H226ZM127 220H130V219H127ZM4 221H5V219L2 222L0 221V229H3L2 227L5 226ZM172 221H174V220L172 219ZM23 222L28 224L29 220L23 221ZM74 223H75V221H74ZM79 223L78 224L82 227L83 226V225H81L82 222L79 221ZM85 223H87V222H85ZM173 223L174 222H172V224ZM177 224H179V222ZM214 224H215V222H214ZM170 225L171 224H169V226ZM174 225H176V224L174 223ZM108 226H109V224H108ZM177 226H173V227L171 226L170 227V229L173 228V229H171L172 232H170V234H171L170 237L173 236L172 238H170L173 240L172 242L168 238L169 237L168 236L167 238L170 241L168 240L169 242L164 243L162 236H161V238L158 237L159 239L158 238H154L151 240H147L148 238L146 240L140 239L138 243L140 244V242H141V245H138V246L142 249V248H144V245H146V246L150 245L151 246V244H153L154 242L157 243L160 241L159 243H162V244L159 246H161V247L163 246L162 249L164 251L168 250V251L172 252L171 250H169L172 247H175V249H173V251L177 250L176 247H182L183 248L184 245H186V243L189 242L187 240L191 236H188L187 239L186 238L184 239V234L186 232L181 234L182 231L180 232V230L178 228H176ZM81 227H79L78 230ZM174 227H175V230H174ZM189 228H191V229H189ZM19 229H22V228H16V230H19ZM195 229H197V228H195ZM82 230H83V228L80 230V232ZM203 231H205V230H203ZM200 233H198V232L196 233V234H198V237L201 235ZM202 233H205V232H202ZM206 233H205L204 237L206 236ZM227 233H230V232H227ZM86 234H88L87 231H86V233L84 232V234H81V235H83V238H85V245L88 247L86 249L94 251V247L92 246L93 241L91 242L92 239L89 240L90 238L88 239V237H87L88 235L86 236ZM107 234H109V233H107ZM158 234H160V233L158 232ZM185 236H187V234H185ZM193 236H195V238H196V235H193ZM32 237H33V232H32V235L30 238L33 239ZM81 237L82 236H80V238ZM165 237H164V240H165ZM239 237H241V236H239ZM254 237H256V236H254ZM200 239L202 240V238H200ZM221 239H222V236L220 238V241L223 240V239L222 240ZM6 240L9 242L8 239H6ZM2 242L4 243L5 241L2 240ZM156 243H154V244H156ZM1 245H2V243H1ZM98 246H100L99 249L101 250V248H102L101 244ZM151 247L150 248L148 247V248L151 250ZM218 249L219 248H217V250ZM20 250H21V248H20ZM24 250H25V248H24ZM95 250L97 251L98 248H96ZM144 250H146V249H144ZM183 251H184V249H183ZM98 252H99V250L97 251V253ZM32 253L30 250H26L24 254L26 255V257L28 259L31 260L34 258ZM192 253H193V250H192ZM17 254H19V253L17 252ZM63 254L64 253H62V255ZM21 258H22V256H21ZM24 258L25 257H23V259ZM64 259H63V261H64ZM81 259H82V257H81ZM81 259H79V260H81ZM175 259H176V257H175ZM193 259H194V257H193ZM106 262H108V261H106ZM185 263H187V262H185ZM14 264H17V263L15 262Z\"/></svg>", "mask_w": 264, "mask_h": 264}]
</instances>
